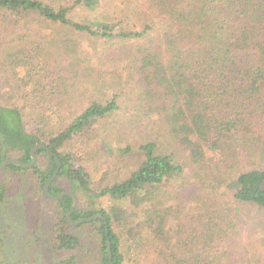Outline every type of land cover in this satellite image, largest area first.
<instances>
[{
  "label": "trees",
  "instance_id": "16d2710c",
  "mask_svg": "<svg viewBox=\"0 0 264 264\" xmlns=\"http://www.w3.org/2000/svg\"><path fill=\"white\" fill-rule=\"evenodd\" d=\"M134 1L121 0V5L134 7L130 15H125L130 22L124 21L126 28L71 19L78 5L93 9L99 0H73L66 6L64 0H0V14L33 16L110 42V56L121 61L138 90V117L151 135L136 148L142 155L137 168L125 180L96 191L91 176L80 164V155L71 149L73 142L114 116L119 109L117 95L105 103L90 101L58 130L49 129L50 116L44 115L39 103L33 105L35 112L29 116L15 105L0 104V165L13 155L29 164L32 148L43 144L35 154L48 159L46 171L37 163L32 168L11 164L3 170L36 174L43 186L59 160L60 168L48 186V194L59 196L65 190L56 186L57 179L68 180L70 191L80 193L79 203H86L85 208L78 204L71 222L95 215L104 218L87 224L98 225V264H108L107 239L113 264H122L132 246L144 242L152 244L159 264H221V252L216 250L213 255L215 249L208 244L217 230L215 222L209 221L226 223V228L238 235L241 228H247V221L235 205L246 207L247 212H264V0ZM83 78L88 84H96L93 74ZM168 145L170 149L165 150ZM210 168L215 169V178L208 181L209 189L222 187L229 201L224 202L221 212L232 221L208 217L207 235L199 245L202 251L195 253L179 243L171 244L170 221L177 211L173 206L157 205L158 193L167 182L187 177L191 184L185 186L184 195L202 192ZM4 195L0 184V203ZM42 196L57 207L55 249L72 257L78 247H86L81 238L68 233L71 226L66 214L72 198L52 201L43 192ZM102 197H110L108 208L87 209ZM218 230L227 235L224 229ZM233 244L227 243L223 251L225 264L239 262ZM72 261L68 258L60 264ZM0 264L6 263L0 260Z\"/></svg>",
  "mask_w": 264,
  "mask_h": 264
},
{
  "label": "rangeland",
  "instance_id": "374dc122",
  "mask_svg": "<svg viewBox=\"0 0 264 264\" xmlns=\"http://www.w3.org/2000/svg\"><path fill=\"white\" fill-rule=\"evenodd\" d=\"M51 1L58 3L60 0ZM72 2L64 0L63 4L71 5ZM131 3L135 1L131 0ZM98 4L93 9L78 5L70 15L71 19L95 24L107 22L117 28H126L124 21L130 23L125 15H130L133 6L121 5V0H99ZM131 21L134 20L131 18ZM110 46V42L97 41L33 16L15 18L0 14V104L15 105L29 116L35 112L33 105L39 103L43 105L44 115L50 116L49 129L58 130L90 101L105 103L113 95L118 96L119 109L114 116L96 125L87 137L73 142L71 148L80 155V164L91 176L92 188L96 191L125 180L142 160L136 148L151 138L148 128L138 117V90L132 85L121 61L110 56ZM86 74H93L92 81L96 84L86 83L83 78ZM158 146L163 147L160 143ZM169 149V145L166 146L165 150ZM16 156L9 159H17ZM47 161L46 157L40 156L36 163L46 171ZM213 174L214 168L207 170L202 192L194 195H184L185 186L191 184L188 177L180 182L171 180L159 191L157 205L173 206L177 211L170 221L168 236L171 244L179 243L181 248L199 253L202 251L201 240L207 235L205 223L208 217L232 221L224 216V211L221 212L225 208L224 202L229 201L222 187L209 189L208 181L215 178ZM0 182L5 189L0 203L1 261L6 264H60L72 258L71 264H98V225L71 226L68 233L81 238L86 247H78L72 257L63 256L56 251L54 241L57 207L55 202L44 200L43 186L36 174L2 171ZM56 186L70 191L68 180L59 178ZM79 195L78 191V200ZM78 204L85 208V202L78 201ZM95 204L87 209L108 208L110 197L97 199ZM235 207L241 209L247 228H241L237 235L226 228V223L209 221L215 222L217 227L212 233V241H208L215 249L213 255L216 256V250L221 252L218 256L221 264L227 263L223 251L227 243L231 246L233 241L232 247L237 246V264H264V212H247L241 205ZM218 229H224L227 235L218 233ZM125 231L124 228L120 235ZM152 247L150 242L132 246L122 264H159ZM210 259L213 261L215 257Z\"/></svg>",
  "mask_w": 264,
  "mask_h": 264
},
{
  "label": "water",
  "instance_id": "95a60500",
  "mask_svg": "<svg viewBox=\"0 0 264 264\" xmlns=\"http://www.w3.org/2000/svg\"><path fill=\"white\" fill-rule=\"evenodd\" d=\"M40 147L43 148V144H37L32 148V150H31V159L32 160L29 164L22 163L18 159H7L0 165V172L3 171L7 166H9L11 164H16V165L23 167V168H32L34 165H36V162H37V155L35 154V151L37 148H40ZM56 161H57L56 170L54 171V173L52 174L50 179L43 185L44 195L47 196L48 199H50L52 201H58V200L62 199L64 196H70L72 198V205L66 214V220L70 226L74 227V226H78V225L83 224V223H89L91 221H96L97 219H104L101 215H95V216L90 217V218L81 219L77 222H71V220H70L71 214L76 209V207L78 205V201H79L77 195L72 191H63L57 197H52L48 194V186L55 179V177L58 174L59 168H60L59 160L56 159ZM107 252H108V254H107L108 264H113L111 249H110V243H109L108 239H107Z\"/></svg>",
  "mask_w": 264,
  "mask_h": 264
}]
</instances>
